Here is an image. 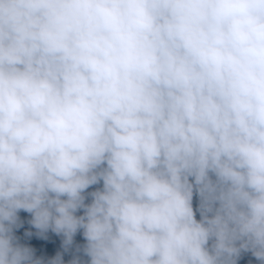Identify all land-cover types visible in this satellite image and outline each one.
<instances>
[{
  "label": "clouds",
  "instance_id": "9594fccd",
  "mask_svg": "<svg viewBox=\"0 0 264 264\" xmlns=\"http://www.w3.org/2000/svg\"><path fill=\"white\" fill-rule=\"evenodd\" d=\"M244 254L264 264V0H0V264Z\"/></svg>",
  "mask_w": 264,
  "mask_h": 264
},
{
  "label": "water",
  "instance_id": "95a60500",
  "mask_svg": "<svg viewBox=\"0 0 264 264\" xmlns=\"http://www.w3.org/2000/svg\"><path fill=\"white\" fill-rule=\"evenodd\" d=\"M20 216L25 222L24 226L17 230V235L21 237L22 243H27L30 246L35 247L37 249V255L51 256L60 249L61 238L52 233L48 234L49 238L47 240H38L34 235L32 237L24 236L25 231L31 230L34 232L35 230L31 229V226L27 224V220L30 219V215L28 213L21 212ZM75 239L77 243L84 242L83 237L80 234H77ZM67 259H69V257L66 255L65 260ZM238 264H257V262L250 254H244Z\"/></svg>",
  "mask_w": 264,
  "mask_h": 264
}]
</instances>
